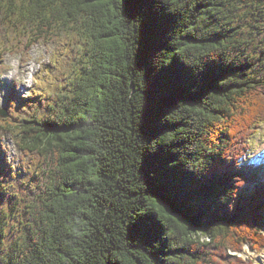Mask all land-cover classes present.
I'll use <instances>...</instances> for the list:
<instances>
[{
  "label": "trees",
  "instance_id": "obj_1",
  "mask_svg": "<svg viewBox=\"0 0 264 264\" xmlns=\"http://www.w3.org/2000/svg\"><path fill=\"white\" fill-rule=\"evenodd\" d=\"M57 41V82L0 120L34 166L18 211L0 167V264H252L264 0H0V55Z\"/></svg>",
  "mask_w": 264,
  "mask_h": 264
},
{
  "label": "rangeland",
  "instance_id": "obj_2",
  "mask_svg": "<svg viewBox=\"0 0 264 264\" xmlns=\"http://www.w3.org/2000/svg\"><path fill=\"white\" fill-rule=\"evenodd\" d=\"M63 52V43L57 41L39 42L32 46L26 56L20 53L0 55L1 65L5 68L0 73V112L8 111L6 105L9 95L15 100L34 97L42 94L49 81L56 83L60 75L55 62ZM13 84L14 89H12ZM6 119H9L7 115L5 119L0 117V120ZM17 141L14 132L0 131V167L2 170H7L2 189L14 197L11 206L16 211L19 210L20 205L19 193L25 191L34 171V166L23 156ZM248 144L250 148L247 155L240 160L239 167L244 177L250 181L249 194L258 196L264 193V124L256 129L254 137L248 141ZM7 231L16 234L17 228L13 224ZM262 232L264 234V228ZM234 254L246 262L264 264V250L256 253L245 246L240 253L231 255Z\"/></svg>",
  "mask_w": 264,
  "mask_h": 264
},
{
  "label": "water",
  "instance_id": "obj_3",
  "mask_svg": "<svg viewBox=\"0 0 264 264\" xmlns=\"http://www.w3.org/2000/svg\"><path fill=\"white\" fill-rule=\"evenodd\" d=\"M0 117H1V118H6V113H5V111H4V112H0Z\"/></svg>",
  "mask_w": 264,
  "mask_h": 264
},
{
  "label": "bare ground",
  "instance_id": "obj_4",
  "mask_svg": "<svg viewBox=\"0 0 264 264\" xmlns=\"http://www.w3.org/2000/svg\"><path fill=\"white\" fill-rule=\"evenodd\" d=\"M3 119H5V118H3ZM256 188V187H255Z\"/></svg>",
  "mask_w": 264,
  "mask_h": 264
}]
</instances>
